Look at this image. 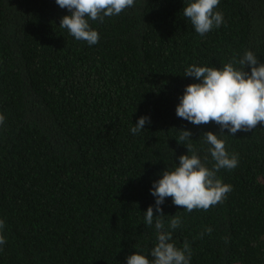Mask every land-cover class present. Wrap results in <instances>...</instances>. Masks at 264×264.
I'll list each match as a JSON object with an SVG mask.
<instances>
[{
    "label": "trees",
    "instance_id": "16d2710c",
    "mask_svg": "<svg viewBox=\"0 0 264 264\" xmlns=\"http://www.w3.org/2000/svg\"><path fill=\"white\" fill-rule=\"evenodd\" d=\"M192 2L134 0L119 15L89 20L99 35L89 45L59 27L70 13L55 0H0V264L151 260L150 189L192 155L189 143L213 167L206 132L238 157L236 168L217 172L232 191L207 211L166 197L169 242H188L189 264H264V126L219 135L214 122L176 115L185 88L200 83L184 76L191 65L222 70L247 51L264 64V0H220L223 22L203 36L183 15ZM145 116L151 123L133 134ZM180 130L191 141L180 142ZM172 216L182 221L175 230Z\"/></svg>",
    "mask_w": 264,
    "mask_h": 264
},
{
    "label": "clouds",
    "instance_id": "9594fccd",
    "mask_svg": "<svg viewBox=\"0 0 264 264\" xmlns=\"http://www.w3.org/2000/svg\"><path fill=\"white\" fill-rule=\"evenodd\" d=\"M61 9H67L70 15L64 16L60 28L68 30L77 41H86L94 45L99 40L97 31L90 28L89 20L103 22L105 17L119 15L126 8L134 5V0H55ZM220 0H194L183 10L196 33L207 34L213 27L219 28L223 22V13L214 12ZM234 63L239 67L235 68ZM250 71H245V68ZM185 77H193L200 83L188 85L176 107V115L193 125H206L214 122L220 127L219 135L233 136L237 132H249L258 124L264 126V64L258 62L251 51L245 52L239 61H230L223 69L191 65L185 70ZM5 116L0 114V125ZM149 117H140L131 129L133 134L139 133L150 124ZM179 141H191L190 131L180 130ZM205 142L212 147L208 149L215 161L211 169L207 168L188 144L187 153L179 159V166L172 172L164 171L162 178L154 182L150 194L155 197V205L149 206L144 215L147 226L153 225L157 230V243L150 252L151 260L141 254H133L127 258L126 264H189L191 249L185 242L182 249L173 243L171 231L165 230L161 205L166 197H172L173 203L187 212L194 209L207 211L210 206L223 202L232 191L231 185L222 184L217 178L220 169H234L238 166L236 154L231 156L225 149V141L218 139V134L204 133ZM207 159V158H205ZM153 207L158 214L154 217ZM182 221L172 216L169 229L180 227ZM5 224L0 220V232ZM211 228L205 232L210 234ZM204 233H201L202 238ZM6 243V237L0 234V250Z\"/></svg>",
    "mask_w": 264,
    "mask_h": 264
}]
</instances>
